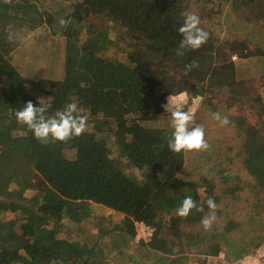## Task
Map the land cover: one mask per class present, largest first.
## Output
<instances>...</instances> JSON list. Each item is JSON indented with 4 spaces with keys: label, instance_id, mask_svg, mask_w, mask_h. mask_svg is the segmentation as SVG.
Instances as JSON below:
<instances>
[{
    "label": "trees",
    "instance_id": "obj_1",
    "mask_svg": "<svg viewBox=\"0 0 264 264\" xmlns=\"http://www.w3.org/2000/svg\"><path fill=\"white\" fill-rule=\"evenodd\" d=\"M224 2L243 22L264 26V0H218L202 10L200 0H0V264H171L177 254L179 264H189L195 249L187 246L206 238L216 241L202 254L220 256L221 237L230 239L240 223L224 214L220 234L189 231L212 214L204 203L209 197L222 216L215 180L189 175L186 151L168 148L171 129L152 125L166 117L169 123L164 105L183 90L189 92L185 111L213 105L217 92L238 111L239 138L227 156L253 180L224 193L234 203L248 188L259 218L252 215L248 234L234 237V254L244 256L264 242V135L257 123L264 118V94L242 85L232 60L264 57V43L251 48L248 39L214 28ZM185 12L200 17L209 38L178 55ZM32 36V56H48L38 64L44 74L18 63ZM43 96L51 97L49 114L75 100L88 115L86 131L64 141L37 139L15 111L27 101L38 105ZM30 188L37 190L28 195ZM187 195L204 211L178 216ZM96 205L123 220L94 214ZM136 221L153 227L149 242L136 240Z\"/></svg>",
    "mask_w": 264,
    "mask_h": 264
},
{
    "label": "rangeland",
    "instance_id": "obj_2",
    "mask_svg": "<svg viewBox=\"0 0 264 264\" xmlns=\"http://www.w3.org/2000/svg\"><path fill=\"white\" fill-rule=\"evenodd\" d=\"M218 0H200V4L197 9L202 10L205 7L212 6L213 3H216ZM202 8H200V7ZM220 12L217 20L213 23L214 28L217 30L223 31V36L225 34L233 35L234 37H242L248 39L251 48H255L256 46H262L264 43V26L259 23H248L243 22L240 18H238L233 9L229 6L227 2H224L222 6H220ZM41 32V31H40ZM220 33V32H219ZM35 38L37 36H32L30 41L27 43V48L25 46L24 50L21 52L20 57L18 58V63L21 67L33 65L36 69V73H45V69L40 71L39 61H42L44 64L48 58L47 54L44 55L39 53L32 56L33 46H35ZM226 38V37H225ZM50 54V53H49ZM237 56V55H236ZM36 59V60H35ZM236 65V75L239 79L244 81L243 86H251L256 88L258 92H262L264 94V57L252 56L249 58H232ZM84 66H82L83 68ZM91 67V66H89ZM87 71L89 73L88 67ZM234 80H237L236 77H233ZM214 89L220 88V84L217 78L214 77L213 81ZM229 86H226L224 89L225 93H229L230 90L227 89ZM262 87V88H261ZM258 88V89H257ZM262 89V91H261ZM217 92V89H216ZM218 96L221 99H217ZM45 99L49 98L47 96H43ZM218 101V102H217ZM214 105H217L213 108ZM194 109V125H202L205 129V139L208 143L207 149L201 150H191L186 151V163L185 167L188 174L192 175L202 181L204 177L213 178L216 183L215 192L220 196V207L223 211L222 216L218 217L215 210V219L212 221L211 225L205 228L204 225L195 226L189 229L192 234H195L197 237H202L207 232L209 228H215L217 231H214L216 234H220L221 231L225 229V225L227 223L228 218L224 217V214H229L231 217H234L235 223H240L239 228L236 231H233L231 235L228 236L230 239L226 240V237H221V242L224 243V249L221 251L220 256L214 257L209 256L207 254H202L206 250V248L211 247V245L215 244L216 239H208L206 238L204 241L199 242L195 246L188 245L189 249H195L194 253L189 255V264H229L232 261H236L243 257V255L237 257L234 254L233 243H236L234 237L246 236L251 228V218L252 215L255 214V209L253 207V200L250 199V190L248 188H244L238 193L241 194V197L238 201L232 202L233 200L229 198L225 192V189L230 187H235L237 183L240 182V185L246 184L247 181L253 180V177L244 169L242 165H240L238 160L232 161L227 156V151L230 146H233L237 139L238 128L237 122L235 120V116L238 115V111L236 108H230L223 102V98L221 94H216V98L214 99V104H209L207 106L193 105L190 107ZM189 108V109H190ZM219 111L222 115H226L229 118V123L227 125H221L218 121L213 119L212 112ZM248 117L252 122H257V116L254 112H248ZM166 118L158 120L155 123H152L153 126L159 127H169V123H166ZM198 123V124H195ZM259 126L261 127V133L264 135V118L261 120ZM235 159V158H234ZM223 170H227L230 174V177L223 176ZM227 173V174H228ZM36 188H30L26 190V194L31 195ZM228 197V198H227ZM222 199V200H221ZM94 214H100L106 216L108 220L110 219L117 220L121 222L123 220V214L116 212L113 209L102 207V206H94L93 207ZM229 212V213H228ZM93 214V215H94ZM257 214V218H259ZM19 214L9 213V217H19ZM114 220V221H115ZM91 231L95 232V228L90 225ZM214 233V234H215ZM233 236V237H231ZM198 239V238H197ZM200 240V238H199ZM231 240V241H230ZM185 243H188V240H185ZM191 246V248H190ZM260 247L264 248V242L258 246L255 250H250L248 253L256 252ZM264 251V249H263ZM201 252V253H200ZM247 253V254H248ZM246 255V253H245ZM173 257V256H172ZM219 258L220 261L217 259ZM176 261L171 264H179L183 259V256L177 254L175 256ZM178 260V261H177Z\"/></svg>",
    "mask_w": 264,
    "mask_h": 264
},
{
    "label": "clouds",
    "instance_id": "obj_3",
    "mask_svg": "<svg viewBox=\"0 0 264 264\" xmlns=\"http://www.w3.org/2000/svg\"><path fill=\"white\" fill-rule=\"evenodd\" d=\"M183 16V24L178 29L182 36L179 47L176 50L178 55H183L186 49H199L209 38V33L200 27L201 20L197 14L185 12ZM13 38L11 25H9L8 39L12 40ZM196 63V61H193L187 68L190 70ZM188 95L189 92L187 90L175 92L169 95L164 105L166 113L169 114V128L171 129L168 148L175 153L207 149L209 146L205 139L204 127L202 125H194V109L184 110ZM50 99L51 97L47 99L39 97L38 105L32 101L23 103V106L15 111L17 122L27 125L32 130L33 135L41 142H47L50 139L64 141L73 136H79L86 131L88 115L85 114L84 109L75 100L65 103L62 108L49 114L50 104L47 101ZM196 102L199 103V98H197ZM212 117L221 125L229 123L228 116L222 115L219 111L212 112ZM204 203L212 212L211 215H206L202 218V223L207 228L215 219L213 210L217 208V204L211 197ZM193 209L202 212L204 211V205L200 204L198 206L193 197L187 195L176 208V213L180 217H187Z\"/></svg>",
    "mask_w": 264,
    "mask_h": 264
},
{
    "label": "built area",
    "instance_id": "obj_4",
    "mask_svg": "<svg viewBox=\"0 0 264 264\" xmlns=\"http://www.w3.org/2000/svg\"><path fill=\"white\" fill-rule=\"evenodd\" d=\"M237 56L234 55L233 58ZM136 240H143L145 242H149L154 233L153 227L145 223L144 221H136ZM263 247H260L254 253H248L244 255L242 258L237 259L236 261H232L229 264H264V251Z\"/></svg>",
    "mask_w": 264,
    "mask_h": 264
},
{
    "label": "crops",
    "instance_id": "obj_5",
    "mask_svg": "<svg viewBox=\"0 0 264 264\" xmlns=\"http://www.w3.org/2000/svg\"><path fill=\"white\" fill-rule=\"evenodd\" d=\"M195 105H197V104H195Z\"/></svg>",
    "mask_w": 264,
    "mask_h": 264
}]
</instances>
